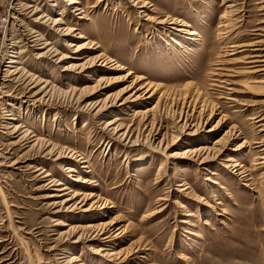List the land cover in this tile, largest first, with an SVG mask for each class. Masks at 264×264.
<instances>
[{
  "label": "rangeland",
  "instance_id": "rangeland-1",
  "mask_svg": "<svg viewBox=\"0 0 264 264\" xmlns=\"http://www.w3.org/2000/svg\"><path fill=\"white\" fill-rule=\"evenodd\" d=\"M21 1L0 0V264H71V255L73 264H264V164L250 180L242 176L264 149V120L258 121L264 70L246 58L253 49L264 53V42L252 44L264 41V0H78L67 12L59 6L51 14L78 29L68 40L91 42L68 64L100 54L112 61L78 74L49 61L33 66L36 51L22 42L31 23L25 19L29 26L19 28L12 14ZM76 9L86 10L85 18ZM46 38L56 41L58 52L68 51L57 34ZM23 48L24 64L17 59L14 65L47 81L45 91L54 97L36 108L8 106L24 84L7 63L11 51ZM103 74L115 81L81 92ZM147 83L155 91L150 98L138 90ZM121 92L124 100L136 94L99 115L98 107H88ZM138 94L143 97L133 101ZM146 113L163 118L162 133L169 136L160 147L161 136L135 146L113 132L119 124V134L129 128L133 138L136 129L145 136ZM186 115L193 128H184ZM10 117L47 141L46 151L21 142L19 132L10 134ZM202 146L216 158L202 163L189 153L175 156ZM50 148L55 153L46 154ZM241 164L246 170L234 172ZM75 192L94 196L82 208V194L58 204ZM157 206L164 208L145 220ZM109 220L118 222L100 240L92 226Z\"/></svg>",
  "mask_w": 264,
  "mask_h": 264
},
{
  "label": "bare ground",
  "instance_id": "bare-ground-1",
  "mask_svg": "<svg viewBox=\"0 0 264 264\" xmlns=\"http://www.w3.org/2000/svg\"><path fill=\"white\" fill-rule=\"evenodd\" d=\"M43 1L46 3L48 1L50 2L49 8L47 7V9H43V6H41V3ZM62 2L63 1H61V0H24L23 2L21 1V3H20L22 6L18 9H14L12 12L13 18L16 20V22H18L19 28L27 27V26H29V23H31L32 28L28 29L29 33L23 36L24 38H23L22 42L23 43L25 42V44H23L24 47H29L33 51H36L33 55L35 58L34 59L35 62H33V66L38 64V63L39 64H46L49 61V62L56 64V66L61 68L62 71H65V72L76 71L77 74L88 72V70H90V69L91 70L93 69L95 71L103 70L98 65L100 61H102L100 64H103L104 66L107 64L108 66H110L112 64L111 59L109 57L103 58V56H101L102 54L96 55V56H90L89 58H87V61L85 63H81V64L69 63L68 64L69 59H73V58L77 57V55H80L81 52H83L82 51L83 49L90 48L91 42L90 41L88 42L86 40L87 42L85 41L83 44L77 45L73 40H68V37L73 36V33L78 29L68 26L62 16H53L51 13H53L54 8H57L59 6L63 10H66L65 12H67L68 8H77L76 3H79V1L78 0H65L63 3ZM143 6H145V5H143ZM76 11H77V14L79 15V18H82V19L85 18L82 15L85 16L86 10L76 9L75 12ZM25 19L29 23L26 24ZM262 22H263L262 31L264 32V21H262ZM159 23L161 24L162 22L160 21ZM47 34L50 36L53 34H57L59 37H61V40L63 41L62 46L64 45V48L66 47V49H68V51H66V52L59 51L58 52V49L56 48V46L54 44L56 41L50 42L46 38ZM82 37H84V36L80 33L78 35V38H82ZM263 42L264 41H255L252 44H254V45L260 44L259 46H261V44ZM12 44H13L12 49L16 50L17 46H14L15 42L12 41ZM228 47H232V48L236 49L237 45H234L231 43ZM14 50L11 51V53H13V55L11 54L9 56V60L7 63L8 64L7 70H8V72H10L11 75L12 74L14 75V78L16 75H18V76H16V80L21 82L22 85L23 84L24 85L22 86V89H20L21 91L19 94L17 92H16V94L14 93L15 95L12 94V97L14 99H11V100L8 99V106L15 108L16 107L15 105H17V103H18V104H20V106L22 104H26L25 108L28 107V104H29V106L31 105L32 107L36 108L40 105L41 106L45 105L47 103L46 101H48V100L50 102V98L51 97L54 98V97L51 94H49V91H45L47 86H48V82L42 80L38 75H36V73H30L29 70H25L24 65L19 66V67H16L14 65V64H17V59H18V61H20L19 64H24L22 62V57H23L24 53H26V49L23 48V49H20L17 51H14ZM253 50H258V51L249 52V55L246 56V58H250L249 59L250 61L248 63L256 64L253 67L254 68H260L258 70H264L263 69V67H264V53L262 54L261 49L259 51V48L253 49ZM27 51H29V50H27ZM44 61H46V62H44ZM14 67H15V69L13 71H9V69H12ZM43 67H44V65H43ZM43 67L41 65V67L37 68L36 70L37 71L38 70L43 71ZM117 68H119V69H117ZM122 68L123 67H120L118 65H116L114 67V69H117V70H120ZM130 74H131V72H127L126 76H129ZM126 76L123 78H127ZM143 79H144V77L140 76L137 78L136 82L137 83L142 82ZM114 81H115V79L113 77L106 76L105 74H103V75L99 76L98 80L96 81L94 86H92V88H89V87H84L83 89L81 88L82 89L81 92L85 93V91H86V92H89V94H92L95 91L104 90V88H106L109 84L113 83ZM41 84H42V86L38 87ZM51 87H52V85H51ZM144 88H145L144 93L145 94L149 93V95H147L148 98H150L153 95V93L155 92V91L150 92V90L153 88L151 83L142 84V87L138 88V90H141ZM59 91H61V90H59ZM71 91H73V90H71ZM81 92H80V95H81ZM122 93L123 92H121L120 94H116V95H112V94L108 95V96H106L105 100H103L101 102L88 103V107H89V105L91 106L90 108L95 106L93 109L98 107V110L94 113V115L95 114L99 115L103 111H106V112L109 111L110 108L115 106V105L120 106V107L125 106L126 103H129V100L131 99V97L135 96V94H136V93H134L132 96L130 95L128 98H125V100H124V98L122 97L123 96ZM61 94H62V92H61ZM86 94H88V93H86ZM68 95H71V94H68ZM83 95H81V96H83ZM47 96H48V98H47ZM81 96H80V98L77 96L79 99L75 98L76 102H80L81 99H83ZM85 96H87V95H85ZM73 97H75V96H73ZM142 97H143L142 94L141 95L138 94L134 99L133 98L132 99H133V101H137ZM46 98H47V100H46ZM122 98H123V101L121 100ZM120 100H121V102H120ZM107 101H108V103H107ZM99 104H101V105H99ZM147 111L151 112L152 109H148ZM138 112H140V111L135 110V113H138ZM143 113L144 112H142L141 114H143ZM14 117L9 118L10 122L8 124L10 126H8V128L11 130L10 134L19 132L18 134L20 135L21 142H25L28 144L30 142H36V143H38V145H39V143L42 144L40 149L43 152L45 150V148L48 147V144H47V146H45L46 145L45 143H47V141L43 143V140H42L43 138L42 139L38 138V136L34 133V131H30L26 125L22 126L19 123H17L15 121L17 118H14ZM150 117L151 116H148V114H147L143 118L142 125L145 128V130H147V133L145 136H143L141 134L140 129L139 130L136 129V136L133 138V132L132 131L134 129L131 130L129 128L119 134V131H118V128H119L118 125L119 124L113 128V132H115V135L118 134L117 137H119V139H122V140L128 139V142L129 143L131 142L132 145H135V146L136 145L140 146L143 144H148L149 146L153 145L155 140H157L159 138V136H161V139L158 141V144L156 145V147H160L161 144H163V140H166L168 133L167 132H165L164 134L162 133L163 118H161V117L160 118H154V117L150 118ZM262 120H264V113L259 115L258 121H262ZM190 121H192V120H190V117L188 115H186V117L184 118V123H183L184 128H190L191 127V124L189 123ZM106 125H108V126L113 125V122H108V123H106ZM187 125L189 127H187ZM191 128H193V126ZM217 142H218V140L215 141V143H217ZM50 144H49V146H50ZM32 146H33V144H32ZM53 148L48 149L46 154L51 155L53 152L55 153V151H53ZM221 148H223V147H221ZM212 150H213L212 148L202 146L198 149L188 150L186 152H183L181 155L177 154L175 156H178V155L183 156V155L189 153L191 156L193 155L192 157L198 156L200 158L201 162L205 163L211 158H216L217 155H214L212 153L214 155V156H212V154H210L212 152ZM217 150H218V148H217ZM263 150L264 149H261V152L256 151V153H254V154H256L257 156L250 159L251 169L248 168L247 172L246 171H244L245 173L243 172L244 174L241 172V174H243L242 176L244 177V180H250L252 175H253V172L255 170L257 171L258 169L263 167V164H264V151ZM69 151H72V150H69ZM257 152H258V154H257ZM203 155H204V157H202ZM60 158H61L60 155H58V157H56V159H60ZM231 160L232 159H228L227 161H231ZM81 161H83V159ZM84 162L85 161H83L82 163H84ZM237 166L239 168H237ZM254 166H258V167L255 168ZM232 168L235 169V170H233L234 172L246 170V168H244V165H242V164L241 165H234ZM37 170H39V169H37ZM37 170H35V171H37ZM72 171H74L73 167H68V169H66V172H72ZM48 175H50V174H46L45 177ZM74 180L76 182H80V183H88V184L93 183L87 177H82V178L77 177ZM54 185H61V182L56 181V183ZM183 185L184 184H181V183L179 184V186H183ZM64 189H66V188L63 187V188H60L59 190L61 191ZM80 194H82V193L75 192L71 198H66V199L60 201V203H58V204H60L61 206L65 205L67 202L76 198ZM92 196H94V193H92V192L83 193L82 199L79 200V202H78V204L80 205V208L84 207L87 204V202L92 198ZM75 207H77V206H75ZM91 207H93V205H91ZM91 207L90 208L86 207L83 210L91 211L92 210ZM180 207H184V205L180 204ZM163 208L164 207H161V206L158 207L157 206L156 209L151 210L148 214L144 215L145 217H143V218L145 220L152 219L158 213H160L163 210ZM117 222L118 221L109 220V221H104V222L99 223L98 226L93 225L92 227H94V228H96V230H98L97 235H100L102 237V239H100V240H104V238H106V237H104L106 235V233H108L114 227V224H116ZM98 227H100V229ZM119 234H120V232L116 233L115 236H117ZM110 254L114 255V253L112 251ZM67 262L73 264L74 262H77V257L74 255H71V257L68 259Z\"/></svg>",
  "mask_w": 264,
  "mask_h": 264
}]
</instances>
